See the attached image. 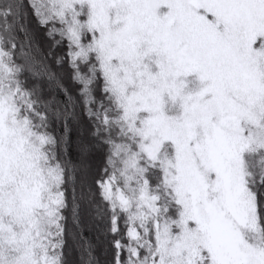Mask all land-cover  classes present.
<instances>
[{
  "label": "snow or ice",
  "instance_id": "obj_1",
  "mask_svg": "<svg viewBox=\"0 0 264 264\" xmlns=\"http://www.w3.org/2000/svg\"><path fill=\"white\" fill-rule=\"evenodd\" d=\"M0 264H264V0H0Z\"/></svg>",
  "mask_w": 264,
  "mask_h": 264
}]
</instances>
